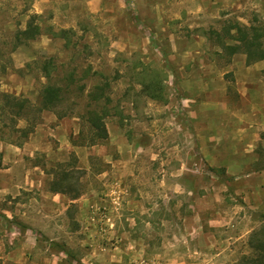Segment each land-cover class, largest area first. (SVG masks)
<instances>
[{"label": "rangeland", "instance_id": "rangeland-1", "mask_svg": "<svg viewBox=\"0 0 264 264\" xmlns=\"http://www.w3.org/2000/svg\"><path fill=\"white\" fill-rule=\"evenodd\" d=\"M34 13L41 34L11 50L14 30L23 28ZM254 15L264 19V0H0V91L35 102L45 78L28 63L44 55L55 56L58 82L73 67L76 71L64 102L73 104V112L57 118L44 110L26 140L42 128L37 139L42 137L52 152H19L10 173L15 178L49 177L48 183L67 171L73 181L66 185L67 194L79 191L84 199H94L87 212L80 201L53 209L58 228L37 236L39 246L29 264L54 255L61 258L58 264H85V245L95 249L91 252L97 264L108 256L105 247L117 246L119 264H223L245 250L255 212L221 184L235 186L240 180L226 178L201 157V96H193L196 88L185 89L181 83L201 80L203 64L226 70L230 59L206 31L219 29L225 19L248 24ZM48 27L72 28L75 47L66 49L64 39L52 36ZM88 66L111 85L108 137L83 145V152L76 154L63 141L76 138L84 94L99 79L92 74L79 78ZM223 77L228 101L237 102L230 87L233 71L226 70ZM142 78H160L163 97L143 93ZM80 84L85 85L83 95L76 90ZM3 131L4 137L15 139V133ZM25 142L0 140V145L23 147ZM256 150L262 153L264 148ZM5 193L0 194V221L5 213L24 212L36 228V203L29 201L33 192ZM201 220L203 230L216 237L207 246H201L199 234L186 231Z\"/></svg>", "mask_w": 264, "mask_h": 264}, {"label": "crops", "instance_id": "crops-1", "mask_svg": "<svg viewBox=\"0 0 264 264\" xmlns=\"http://www.w3.org/2000/svg\"><path fill=\"white\" fill-rule=\"evenodd\" d=\"M226 57L230 59L226 70L233 71L234 82L230 87L237 102L228 101L227 82L223 77L226 70L220 71L214 66L208 67L203 64L202 67L201 65V80L195 83L182 80L181 84L185 89L196 88V91L192 92L193 96H201L198 103L202 125L201 157L210 166L222 168L226 178L239 179L240 182L235 186L230 183L222 182L221 184L233 189L235 195L239 196L250 211L264 213V151L259 153L256 150L259 145L264 148V59L246 64L244 53L237 52ZM56 129H58L57 126ZM42 130L37 128L35 136L29 141H24L23 147L12 144L0 145V153L2 152L0 194L6 192L5 194L16 195L21 189L31 191L33 194L29 201L36 203L35 211H37L36 228L24 216V212H9L1 216L4 222L0 221V264H29L30 255L35 247L39 246L36 242L37 236L54 232L58 228L56 222L52 221L53 209L59 206L66 209L70 204L80 201L87 212L91 207L90 202L94 200L91 196L84 199L86 195L83 193L73 198L67 193L50 190V181L47 183L49 177L47 179L45 177L34 179L27 176L15 178L13 173H10L16 166L15 159L19 152L25 153L27 150L32 152L36 149L48 152L47 142L43 141L42 137L37 139ZM63 144L76 154L83 152L85 148L83 145L72 144L68 137ZM58 150H62V147ZM54 153L56 155V152ZM36 168L37 166L32 167V169ZM39 172L42 173L40 170ZM46 183L48 187H45ZM5 221L10 223L9 227ZM194 227L191 229L186 226V231L188 234L191 232L199 234L201 246H207L216 241L215 236L203 230L202 220L201 225ZM50 240L57 239L51 237ZM84 248L88 250L81 260L85 264H97L93 261L96 260V253L91 252L95 249H90L87 245ZM116 248L117 246L113 249L105 247V250H108V256L103 255V259L98 263L119 264L117 263L120 262L117 258L119 253ZM63 253L64 250L59 254ZM60 261L61 258L54 255L53 258L44 257L41 264H58Z\"/></svg>", "mask_w": 264, "mask_h": 264}, {"label": "trees", "instance_id": "trees-1", "mask_svg": "<svg viewBox=\"0 0 264 264\" xmlns=\"http://www.w3.org/2000/svg\"><path fill=\"white\" fill-rule=\"evenodd\" d=\"M38 15L32 14L28 18L23 28L14 30L11 38V50L22 44H28L41 34V26L38 22ZM54 37L64 39L63 46L66 49L75 47L73 42L74 30L72 28H60L53 30L48 27ZM207 36L212 39L220 48L224 55L231 56L240 52L245 54L246 64L264 59V19L254 15L249 23H240L237 20L225 19L219 29H208ZM0 58H4L0 52ZM7 60V59H6ZM35 64L37 71L45 78L38 90L35 102L27 97L13 93L0 91V140H4L16 145H21L34 132L35 126L40 122L41 114L44 110L53 111L57 118L66 116L73 112L72 103H64L72 91V85L76 81L75 67L67 71L64 82H58L54 76L58 69L54 55H44L37 57L28 63ZM5 68V64H2ZM89 74L98 76V80L85 92V85L76 87L79 94H84L86 102L84 109L78 114L81 126L76 138L71 137L70 141L74 145H94L108 137L106 128V117L110 114L111 85L105 75L98 71L91 72V67H86L80 79L86 78ZM141 91L151 98L161 99L163 97V84L161 79L140 80ZM73 102V101H72ZM116 108V106H112ZM20 120L24 121L23 126H18ZM3 130L15 133V139H7L2 134ZM1 166V153H0ZM222 175V168L216 169ZM72 177L67 171H62L57 178L49 182L52 191L68 193ZM67 185V186H66ZM80 194L76 191L71 194L73 198ZM252 219L256 222L248 232L243 243L245 250L239 251L234 259L223 264H264V213L255 212Z\"/></svg>", "mask_w": 264, "mask_h": 264}]
</instances>
